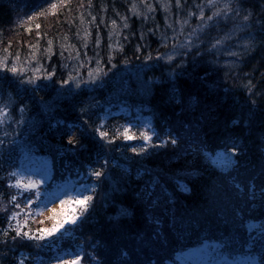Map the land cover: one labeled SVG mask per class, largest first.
Segmentation results:
<instances>
[{
	"label": "trees",
	"instance_id": "trees-1",
	"mask_svg": "<svg viewBox=\"0 0 264 264\" xmlns=\"http://www.w3.org/2000/svg\"><path fill=\"white\" fill-rule=\"evenodd\" d=\"M167 2L166 11L165 0H0V62L7 66L15 62L25 70L19 77L0 72V110L4 111L0 139L4 132L10 134L0 148V264H53L54 247L65 253L77 246L90 254L81 264H96L92 256L101 264H144V256L158 264L163 259L171 264H261L264 0H218L217 7H208L207 0H180L179 14L176 0ZM225 3L235 11L214 15ZM147 4L152 5V12ZM201 4L203 16L197 7ZM209 16L213 19L208 20ZM236 25L248 27L236 31ZM149 29L156 34L151 35ZM165 34L166 41L161 38ZM250 37L255 39L246 55H228L242 53ZM179 48L185 54H178ZM78 52V59L68 58ZM109 55L117 67L104 79L103 87L73 88L77 94L70 99L58 93L55 81L76 78L78 68L87 79L88 70L96 68V59L107 70ZM146 56L152 58L147 68ZM38 68L52 71L54 78L38 80L42 86L35 91L34 85L20 84L25 74L42 76ZM149 78L151 93L145 98L141 90ZM92 104L97 106L89 107ZM21 105H27L23 114ZM82 106L88 108L83 118ZM21 116L23 123L17 125ZM97 117L104 118L103 130L110 135L132 125L137 135L155 130L164 146L136 156L127 146L115 151L125 144L118 138L106 153L107 169L97 183L90 169L103 164V142L95 135L77 133L79 143L69 145L71 133L63 131L68 124L87 127L85 120L98 126ZM57 121L64 123L52 128ZM228 137L243 147L235 157L238 163L224 170L216 153ZM172 138L178 139L176 146ZM200 141H206L207 147L194 151ZM30 158L48 161L50 178L39 185L40 194L33 195L31 207L22 204L17 209L11 196L20 202L21 191L9 183L35 179L24 174V163ZM141 168L148 171L137 176ZM154 176L166 187L170 202L167 212L160 209L162 236L143 249L136 237L150 238L155 226L146 223L144 208L134 193ZM252 185L254 190H250ZM253 191L254 198H250ZM85 194L94 201L80 224H66L47 241H13L17 221L27 222L25 230L50 226L47 211L55 202ZM124 210L130 215H123ZM13 211L20 215L9 222Z\"/></svg>",
	"mask_w": 264,
	"mask_h": 264
},
{
	"label": "snow or ice",
	"instance_id": "snow-or-ice-1",
	"mask_svg": "<svg viewBox=\"0 0 264 264\" xmlns=\"http://www.w3.org/2000/svg\"><path fill=\"white\" fill-rule=\"evenodd\" d=\"M178 14L180 9V0H176ZM218 0H207V6L208 7H217ZM53 8L56 7V5H52ZM147 10L149 12L153 11L152 5L147 4L145 5ZM162 7L167 11L169 8V3L167 0H165V3L162 4ZM197 7L200 8V15L203 16V7L204 5H197ZM235 9L230 6L229 3H225L223 5V8L221 10H218L214 15L220 16V15H227L229 12H234ZM147 19V17H145ZM31 19V18H30ZM208 20H212L213 17L209 16L207 17ZM245 21L248 20V17L245 16L243 18ZM113 26H115V21L112 22ZM184 23H187V21H184ZM40 25H37V28H39ZM124 27L127 28V23L124 24ZM171 27V25H169ZM247 25H244L243 27L240 25H236L235 30L236 31H243L245 28H247ZM30 31V29H29ZM151 35H155L156 32L153 29L148 30ZM193 32H195V29H193ZM86 36H87V30H85ZM115 35L119 36L120 33L117 32ZM191 35V34H189ZM85 36V39H86ZM162 40H167V35H163ZM126 39V38H125ZM141 39H143V35L141 36ZM254 37H250L249 45L242 51V53H236V52H230L228 55L232 57H237L239 55H246L248 51V47L252 45L254 42ZM219 43V41L217 42ZM97 44H99V39H97ZM49 45H51V41H49ZM63 47V45H62ZM109 47H112V45H109ZM139 50V49H138ZM178 54H185L183 51V48L176 49ZM80 53L78 52L76 54V57L69 56V59H78L80 57ZM85 59L87 58V53L84 54ZM158 58L163 59L162 56H159ZM113 57L109 55L107 63L111 64V67L105 70L103 67H101V60L96 59L95 69H89L88 70V78L85 79L83 74L79 72V68L76 69L77 76L76 78H73L72 76H69L68 78H61L60 80L55 81L56 84L59 85V89L57 90L58 93L66 94L67 98H71L72 96L76 95L73 91V88L80 89L83 85L85 88H89L90 90H94L96 87H103L104 86V79L109 76V73L112 72L113 69H115L117 66L116 64L112 63ZM152 58L150 56L145 57V68L148 67L147 61H150ZM168 60H172L171 56H167ZM51 67V66H50ZM80 68L85 67L84 64L79 65ZM23 67H17L15 65V62L12 64V66H7L0 62V72H3L5 74H12L14 77H19L21 73H24ZM37 71L42 72V76H37L35 74L28 76L25 74V78H20L19 82L22 85H34L33 91L40 89L41 84L37 83L38 80H49L51 81L54 78V73L52 71H44L43 68H38ZM70 81H72L70 83ZM99 81V82H98ZM145 87L141 90L142 95L147 98L150 96L151 93V78H149L147 81H144ZM67 86V87H65ZM249 91H252L251 85L248 86ZM173 93L176 92V89L173 88L171 90ZM177 103H180L179 99L176 100ZM255 101H253V104ZM96 104H92L89 107H96ZM27 105H21L20 112L23 114L25 111ZM81 115V118H83L84 115L87 114L88 108L81 107L79 109ZM4 114L3 110H0V117H2ZM100 119V124L98 126H93L89 121L85 120L84 124L88 125L87 127H82L80 125H74V124H68L65 129H63L64 132L71 133V135L67 136V143L69 145H77L79 143V139L77 137V133H79L81 136L85 134H92L99 138L100 142H103L101 147L105 150V155L103 158V164H101V167L96 170L90 169V175L91 177L96 178L97 183L101 180L103 175L105 174V171L107 169V159H106V153L107 151L113 150L112 146L116 144L117 139H122L123 142H125L124 145L116 147L114 150L117 152H120L122 150V147L127 146V151L135 154L136 156L140 155H147L149 149L157 148V147H163L164 142L160 140L159 134L155 132V130L150 131H140L137 135L132 131V125L124 126L122 133H117L115 135H110L108 131L103 130V119L102 117H97ZM0 123H3V120L0 119ZM17 125L23 123V116H21V119L16 121ZM63 121H57L54 124H52V128H56L57 124H63ZM233 123H238V121H233ZM149 127V126H145ZM75 129V131L73 130ZM10 134L8 132H4L3 136L4 139H0V148H3L5 146V141L7 140L8 136ZM156 140V142H153V140ZM131 141H140L141 144L139 147L132 146L128 142ZM12 141H9L11 143ZM171 144L173 146H176L178 144L177 138L171 139ZM222 149L221 151L216 153L217 159L221 165V167L224 170H227L232 165L237 164L238 161L235 159V157L238 156L240 153V150L242 149L243 145L240 144L235 138H225L221 141ZM81 147L83 145H80ZM207 143L206 141H200L197 146L193 147L194 151H200L201 148H206ZM68 151H71L68 149ZM60 155H64V152L61 151ZM97 163H100L101 160V154L97 152ZM207 155V153H205ZM65 167H67V163L65 164ZM130 171V169L128 170ZM145 171H148L147 169L141 168L139 172L137 173V176H142ZM261 173L264 174V164L261 165ZM16 173H11L10 176H15ZM41 181L32 179L31 177H28L26 181H21L19 179L15 180L14 184L9 183V187H15L16 189L21 191L22 200L20 202H17V196L12 195L11 201L15 202V208L21 209V205L23 204L24 207H31L33 205V195L39 196L40 194V185ZM95 187V186H94ZM181 187L184 189V191H188L187 188H185L183 185ZM236 187L238 189L241 188L239 184H236ZM255 185L251 186L250 190H254ZM119 191V189H116ZM243 190V189H241ZM262 194H264V189H261ZM254 191L253 196L250 198H254ZM134 198L137 202V204L142 205L144 208V213L146 217V223L154 225V230L152 231V234L150 238L145 239L143 237V234L140 236H137V241H140L142 243L143 249H149L151 242H154L158 239L159 236H162V218L163 213H160V209L163 208L164 212H167L166 205L170 202V195L167 192L166 187L161 183V180L158 176H154L150 182L147 184L141 186L139 190H137L134 193ZM94 197L92 195H77L75 197H69L67 199H61L59 201V207L52 208L50 210V213L47 217V219L51 222L50 226H42L36 230L27 229L26 227V221L25 224H21L19 221H17L16 226L12 231H14L15 235L12 237L13 241H16L17 239L20 240H29V241H47L48 238L54 237L55 234L63 229L66 224H80L82 220L84 219L85 214L89 211L90 207L93 206ZM79 213V215H78ZM156 213H160V215H154ZM20 215L19 212L13 211L10 216L7 217L8 221L11 222L13 219L18 217ZM123 215L127 216L130 215V213L127 210L123 211ZM175 218L173 217V220ZM41 224L44 222L41 221ZM192 223H195L193 221ZM7 235V232H5V236ZM39 243H37V247H41ZM207 246L205 245V248ZM261 253H264V244H261L260 246ZM53 251H55V255L51 257V260L53 264H81V261L84 259H87L88 255L84 253V250L82 247L77 246V249L75 251L71 252H65L61 253L57 250V247L53 248ZM140 251V249H138ZM196 251H199L197 249ZM127 255V253H125ZM69 257V258H65ZM92 260L96 261V264H101V260L97 259L96 256L91 257ZM20 264H23V261L20 262ZM144 264H158L157 260L152 258H147L144 256ZM162 264H171V262L167 259L162 260ZM261 264H264V258L261 260Z\"/></svg>",
	"mask_w": 264,
	"mask_h": 264
},
{
	"label": "rangeland",
	"instance_id": "rangeland-1",
	"mask_svg": "<svg viewBox=\"0 0 264 264\" xmlns=\"http://www.w3.org/2000/svg\"><path fill=\"white\" fill-rule=\"evenodd\" d=\"M50 167H51L50 163L45 160L38 159V158H31V159H28L24 163V168H25L24 174L25 175L28 174L32 176L33 178H35L36 180H40L41 183H43L50 176V172H51ZM54 207L58 208L59 202L55 203L52 206V208ZM50 210L47 211V214L50 212Z\"/></svg>",
	"mask_w": 264,
	"mask_h": 264
}]
</instances>
